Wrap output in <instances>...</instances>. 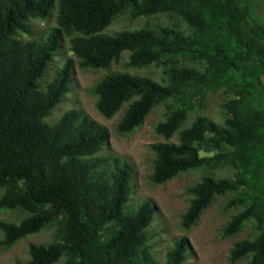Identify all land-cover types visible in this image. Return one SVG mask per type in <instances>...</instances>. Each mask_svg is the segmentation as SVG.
Segmentation results:
<instances>
[{"label": "trees", "instance_id": "1", "mask_svg": "<svg viewBox=\"0 0 264 264\" xmlns=\"http://www.w3.org/2000/svg\"><path fill=\"white\" fill-rule=\"evenodd\" d=\"M54 11L53 26L38 36L30 22ZM135 19L165 13L173 24L104 33L115 17ZM66 39L80 69H103L90 91L104 118L122 106L115 132L140 127L163 108L150 144L153 184L201 170L185 187L188 229L215 195L238 191L243 206L220 229V237L249 234L232 243L230 264H264V16L251 17L243 0H0V249L53 225L52 239L28 242L27 257L13 264H185L191 258L184 235L153 253L156 207L131 201V171L118 156L100 155L105 127L70 108L56 121L51 112L70 90L71 59L50 66ZM124 66H149L156 77L110 70L122 53ZM50 70L47 81L44 74ZM221 92L222 123L200 113L207 92ZM211 144L200 156L195 143Z\"/></svg>", "mask_w": 264, "mask_h": 264}, {"label": "rangeland", "instance_id": "2", "mask_svg": "<svg viewBox=\"0 0 264 264\" xmlns=\"http://www.w3.org/2000/svg\"><path fill=\"white\" fill-rule=\"evenodd\" d=\"M248 6L251 17L260 18L264 16V0H243ZM54 11L46 19L32 20L30 22L32 34L28 38L38 36L46 28L53 26ZM174 26L188 33L187 24L179 17L159 13L152 16H142L135 19L130 18L126 13L120 14L113 19L110 25L104 29V33H111L120 29H134L144 26L156 27L159 25ZM60 55H56L50 66L70 58L72 70L70 73V90L65 94L57 107L51 112L48 121H56L66 110L75 108L85 112L97 124L107 129L108 139L100 155L118 156L123 159L131 171V182L133 184L131 201L139 203L143 200L151 201L156 207V215L151 223L152 230L156 233L153 239V253L158 263L162 261L164 249L170 246L171 241L184 235L190 246L191 258L185 264H230L228 260L229 248L238 239L246 237L250 230L244 226L237 234L228 238L220 237V229L227 219L238 211L243 203L239 200V193L235 190H228L222 195H215L211 203L202 211L195 224L188 229L180 225L181 214L187 207L188 195L185 187L196 181L201 170H189L177 174L162 184H153L148 175L151 172L153 153L150 144L162 139L154 132V124L162 118L163 108L157 106L150 111L142 125L130 133L118 134L115 132V124L123 106L110 118L99 115L94 108L95 97L90 91L91 85L97 81L106 70L103 69H80L76 65V59L67 49L66 39L59 49ZM127 52H123L119 61L110 66V70L128 71L130 73L144 74L156 77L158 71L152 67L133 69L124 66ZM50 70L44 76L43 81L50 77ZM224 99L221 92H207L200 104V113L218 123H222L220 102ZM200 156L212 155L216 149L203 142L195 143ZM18 214L15 211L0 210V219L14 220ZM54 226L46 225L41 231L28 234L13 244L9 249H0V264H13L15 259L23 260L27 257L26 245L28 242H49L53 237ZM1 235V232H0ZM53 264H62V259ZM233 264H243V260Z\"/></svg>", "mask_w": 264, "mask_h": 264}]
</instances>
